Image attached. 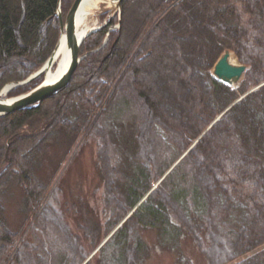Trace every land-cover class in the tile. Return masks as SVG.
Listing matches in <instances>:
<instances>
[{
	"label": "trees",
	"instance_id": "trees-1",
	"mask_svg": "<svg viewBox=\"0 0 264 264\" xmlns=\"http://www.w3.org/2000/svg\"><path fill=\"white\" fill-rule=\"evenodd\" d=\"M74 2L62 1L64 15ZM58 5L0 0V91L54 52ZM227 49L246 65L236 85L213 73ZM80 53L64 89L0 116V264H83L147 193L85 264H144L141 230L171 248L187 232L209 264H264V0H124ZM88 138L105 220L79 234L66 213L87 204L60 202L42 168L50 145L70 152ZM16 191L22 222L13 227L6 202Z\"/></svg>",
	"mask_w": 264,
	"mask_h": 264
},
{
	"label": "rangeland",
	"instance_id": "rangeland-1",
	"mask_svg": "<svg viewBox=\"0 0 264 264\" xmlns=\"http://www.w3.org/2000/svg\"><path fill=\"white\" fill-rule=\"evenodd\" d=\"M110 7L111 6L99 9L91 16L93 19L99 21L98 25L95 27H104L109 24L112 19L118 18L119 11L112 10ZM62 14L63 16H67L64 15L63 11ZM116 26H118L117 22L111 25L112 28ZM80 54L82 55V53ZM42 174L48 179L56 178L54 185L59 182L60 202L72 204L74 201L80 202L82 200L87 204L88 210H83L80 214L73 215L69 210L66 213V220L76 233L82 234L83 231L79 226H82V224H89L91 221L95 220L96 217L105 220V215L102 211L103 181L93 138H88L83 143L80 142L70 152H68L67 145H50L44 160ZM54 185L52 187H54ZM6 207L11 225L13 227H18L22 222V215L19 211L20 194L18 191L15 192L13 197L10 196L7 200ZM114 229H112L110 233H112ZM27 231H29V227L25 232L27 233ZM140 233L149 244V252L144 260V264H209L208 259L198 249L193 238L187 232L181 235L180 243L177 248L164 245L159 241L156 232L153 230H141ZM93 252L90 255H92ZM95 253L96 252H94V254Z\"/></svg>",
	"mask_w": 264,
	"mask_h": 264
},
{
	"label": "water",
	"instance_id": "water-1",
	"mask_svg": "<svg viewBox=\"0 0 264 264\" xmlns=\"http://www.w3.org/2000/svg\"><path fill=\"white\" fill-rule=\"evenodd\" d=\"M62 1L63 0H59L58 10H57V14L60 17V22H61V35L54 52L46 60V62L29 77L21 81L10 83L0 91V116L8 115L18 109H23L25 107L38 104L42 102L44 99L64 89L71 81L73 74L77 69L78 65L80 64V62L82 61V59L87 55L86 53L82 55L80 54V47L83 40L91 32L101 28L102 26L93 28L81 41H78L77 31H76V21H77L78 11L82 5L83 0H75L66 18H64L62 14ZM107 1L111 2L110 9L118 10L121 16L122 5L124 0H107ZM63 38H65V43H67V45L71 47L72 50L71 60L66 70L61 75L54 78H49L47 75V69L51 68L54 65L59 49L62 46L61 42ZM108 38L109 37H107L106 40H108ZM232 53L233 52L231 50L227 49L219 57V59L216 61L214 65L213 73L217 78L227 82L228 84L236 85L242 79L246 69V65L241 62L232 63L230 60ZM41 75H44L42 81H40L36 86L29 89L28 91H25L15 96L7 95L9 90L12 89L14 86L26 84L32 81L33 79L38 78ZM3 92H5V95H2ZM220 116L221 114L210 124L208 128H210ZM186 152L167 170V172L158 181V183L174 168V166L183 158ZM147 195L143 199H141V201L133 208V210L129 212V214L120 222V224L114 229V231L126 220L127 217H129L132 214L134 209L147 197ZM114 231L110 233L109 236H111V234H113ZM109 236L98 246L96 250L102 247V245L108 240ZM96 250L94 252H96ZM90 257L83 264H85L90 259Z\"/></svg>",
	"mask_w": 264,
	"mask_h": 264
},
{
	"label": "bare ground",
	"instance_id": "bare-ground-1",
	"mask_svg": "<svg viewBox=\"0 0 264 264\" xmlns=\"http://www.w3.org/2000/svg\"><path fill=\"white\" fill-rule=\"evenodd\" d=\"M110 4L111 2L107 0H83L76 21L78 41H81L95 26L98 25L99 21L93 19L91 16L99 9L110 6ZM61 45L54 65L47 69V75L49 78L61 75L66 70L71 60L72 50L71 47L65 43V38L62 39ZM230 60L232 63L239 62L235 53H232ZM2 95H5V92H3Z\"/></svg>",
	"mask_w": 264,
	"mask_h": 264
}]
</instances>
